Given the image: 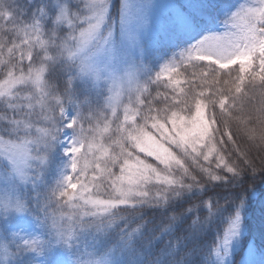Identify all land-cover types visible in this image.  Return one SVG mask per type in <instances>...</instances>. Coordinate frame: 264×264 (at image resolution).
Returning <instances> with one entry per match:
<instances>
[{"label":"snow or ice","instance_id":"snow-or-ice-1","mask_svg":"<svg viewBox=\"0 0 264 264\" xmlns=\"http://www.w3.org/2000/svg\"><path fill=\"white\" fill-rule=\"evenodd\" d=\"M0 264H264V0H0Z\"/></svg>","mask_w":264,"mask_h":264},{"label":"trees","instance_id":"trees-1","mask_svg":"<svg viewBox=\"0 0 264 264\" xmlns=\"http://www.w3.org/2000/svg\"><path fill=\"white\" fill-rule=\"evenodd\" d=\"M209 86H210L209 89H212V88H215L217 85H212V84H210ZM232 131H233L234 134L236 133V127H235V126H233ZM225 139H226V138H225ZM236 139H237V143L240 145V147H241L242 149L245 148V144H244V142H243L238 136H236ZM253 154H255V153L253 152ZM256 208H257L258 210H255V215L258 217L259 214H260V204H259V202H257L256 205L254 206V209H256Z\"/></svg>","mask_w":264,"mask_h":264},{"label":"rangeland","instance_id":"rangeland-1","mask_svg":"<svg viewBox=\"0 0 264 264\" xmlns=\"http://www.w3.org/2000/svg\"><path fill=\"white\" fill-rule=\"evenodd\" d=\"M21 2H22V0H21ZM233 75H235V73H234ZM225 79H228V77H225ZM219 86H222V85H217L216 87H219ZM201 87L204 88V89H209V88H210L209 85H203V86H201ZM153 94H154V93H153ZM255 210H258V209L256 208Z\"/></svg>","mask_w":264,"mask_h":264}]
</instances>
